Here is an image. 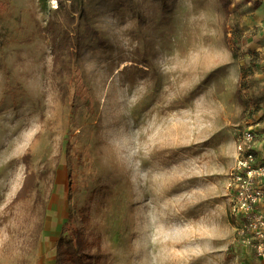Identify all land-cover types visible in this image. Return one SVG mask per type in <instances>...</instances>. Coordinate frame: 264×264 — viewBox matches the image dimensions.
I'll use <instances>...</instances> for the list:
<instances>
[{"label": "rangeland", "instance_id": "obj_1", "mask_svg": "<svg viewBox=\"0 0 264 264\" xmlns=\"http://www.w3.org/2000/svg\"><path fill=\"white\" fill-rule=\"evenodd\" d=\"M228 12L218 0H0V264H55L69 210L100 243L98 264H261L228 186L245 130L264 152V0ZM49 26L73 46L60 88ZM27 152L54 173L36 243L32 198L12 203Z\"/></svg>", "mask_w": 264, "mask_h": 264}, {"label": "trees", "instance_id": "obj_2", "mask_svg": "<svg viewBox=\"0 0 264 264\" xmlns=\"http://www.w3.org/2000/svg\"><path fill=\"white\" fill-rule=\"evenodd\" d=\"M221 8L225 14H228V7L230 0H218ZM47 31L50 33V41L52 46L53 56V74L55 79L58 80V87H62L66 81H69L71 73L70 56H72L73 46L66 37H57L55 35V28L48 27ZM228 46H229V42ZM230 47V46H229ZM232 56L236 54L233 48H230ZM248 67L243 66L241 68V77L236 89V96L238 102L244 104V85L245 77H247ZM66 78H65V77ZM69 78V79H68ZM57 159V158H56ZM21 161L25 168L24 178L19 191L17 192L12 203H17L27 198H32L31 211L36 212L40 216V222L37 224V234H32L33 243H36L39 239V234L43 227V218L46 213L47 203L49 199V188L53 177V171L49 166L45 165L40 170L33 171L31 169V156L29 152L25 153ZM57 160L55 165H57ZM81 224L88 219L87 208H81L79 210ZM76 215L72 210L68 211L67 221L62 226L61 234L55 242V264H98L100 261L101 249L100 243L97 241H91L87 233L79 227H72ZM94 247L96 248L93 251Z\"/></svg>", "mask_w": 264, "mask_h": 264}, {"label": "built area", "instance_id": "obj_3", "mask_svg": "<svg viewBox=\"0 0 264 264\" xmlns=\"http://www.w3.org/2000/svg\"><path fill=\"white\" fill-rule=\"evenodd\" d=\"M255 137L245 130L237 144L228 186L229 214L244 244L264 264V152L254 148Z\"/></svg>", "mask_w": 264, "mask_h": 264}]
</instances>
